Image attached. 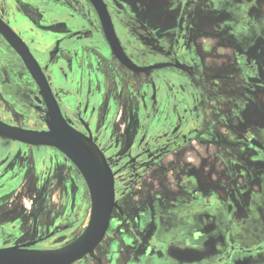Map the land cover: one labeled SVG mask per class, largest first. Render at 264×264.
<instances>
[{
	"label": "flooded vegetation",
	"instance_id": "af4514ba",
	"mask_svg": "<svg viewBox=\"0 0 264 264\" xmlns=\"http://www.w3.org/2000/svg\"><path fill=\"white\" fill-rule=\"evenodd\" d=\"M103 1L122 50L148 70L119 60L90 0H0V122L49 132L55 101L114 174L118 207L106 236L74 264H264V101L257 97L264 88L251 85L264 62V0ZM174 8L168 28L172 20L160 19ZM212 13L218 21L208 20ZM13 39L38 62L49 90L42 93ZM205 40L222 44L207 49V59ZM225 54L231 60L219 61ZM65 165L86 205L67 221L40 212L58 195ZM154 170L177 173L182 192L168 213L157 200L142 208L131 230L123 202ZM91 208L87 183L65 153L0 134V249L63 248L83 233ZM107 245L108 262L98 254Z\"/></svg>",
	"mask_w": 264,
	"mask_h": 264
},
{
	"label": "water",
	"instance_id": "95a60500",
	"mask_svg": "<svg viewBox=\"0 0 264 264\" xmlns=\"http://www.w3.org/2000/svg\"><path fill=\"white\" fill-rule=\"evenodd\" d=\"M90 1L100 15L108 41L119 60L135 72L148 70L133 65L122 50L104 1ZM0 30L6 32L2 26ZM11 42L30 68L42 93L49 90L46 77L35 58L25 46L14 39ZM51 106L49 132L18 129L0 122V134L27 144L54 146L65 153L79 168L87 183L92 203L90 223L77 239L57 250L39 251L29 248L37 242L0 249V264H74L94 253L106 236L114 210L118 207L115 201L114 174L105 155L91 139L73 129L63 119L55 101Z\"/></svg>",
	"mask_w": 264,
	"mask_h": 264
},
{
	"label": "rangeland",
	"instance_id": "374dc122",
	"mask_svg": "<svg viewBox=\"0 0 264 264\" xmlns=\"http://www.w3.org/2000/svg\"><path fill=\"white\" fill-rule=\"evenodd\" d=\"M262 9L264 11V4L262 5ZM208 20L210 22H215L218 21L217 19V15L212 13L211 15H209ZM203 47L205 49L204 53V57L207 59L208 57H211V51H207L211 50L212 47L216 48L217 50L222 48V44L220 45V42H216L215 45L213 46V44L211 43L210 40L204 42ZM264 50V47H262ZM221 57L219 58V61L224 63L226 61H230L232 56H230L229 54H225V55H220ZM208 63V62H206ZM256 64H259V66H257V68L255 70L258 71V75H257V79L255 80H251V85L253 87H256L257 92L260 90H263V86H264V80H262L263 82V86L259 85V80H258V76H259V72L260 73H264L263 69H264V62H259L257 61ZM227 65V64H226ZM232 73V72H231ZM264 77V76H263ZM262 77V78H263ZM240 82H244L241 81ZM239 86L241 87V84L236 83L235 86ZM234 86L232 85V88ZM242 91V89H241ZM259 91V92H260ZM257 97H261V101H264V91L261 93L257 94ZM211 100H215V102H217V97L215 96L214 98H212ZM226 100L231 101L232 99H229L228 97L226 98ZM173 158H170V161H172ZM169 166V164H168ZM171 166V164H170ZM73 172L72 169L70 168L69 165H65L64 166V172H63V180L61 179L60 182V186L59 189L56 188L53 191V194L56 192V190L58 189V195H56V197L54 198V200H49L48 204L46 206H42L40 209V212L44 215H53L54 213L56 214H60L62 215L61 217H63V220L67 221L68 219H70L69 217H71V215H73L74 213H76L79 210V215L83 216L84 215V209L86 208V205H84L83 203V191L80 187H78L77 183L73 180ZM165 175V174H164ZM198 177L201 178L202 176H204L201 173V170L198 169V171L196 172V174L194 175V177ZM211 174H209L208 177H210ZM178 176L177 173L175 174H167L166 177L163 176V172H161L160 170H154L152 172H150L145 180H143V182L139 185L138 189L129 191V195L126 198V200L123 202V207L127 210V212L131 215V218L129 220H127V224L130 225L131 230H135L138 228L137 226V222L135 219H137L136 214H139V212H143L142 208H145L147 210H150L152 207V201H160L161 203V208L165 209V212H169L170 206L169 203L170 201H173V199H176V197L178 196V193L182 192L179 188H178V184L176 183L178 182ZM30 193L31 196H34V191H31ZM26 203L24 201L23 204H29L31 199L30 198H26ZM135 214V215H134ZM243 215V213H242ZM118 214H116L115 218L118 219ZM132 219H134V221H132ZM120 222V231L123 230L124 232L128 231V227L127 224ZM119 229V226H118ZM76 231H72L71 233H69L68 235H66L65 237V242L71 240L72 238L75 237ZM10 241L5 240L4 243H7ZM99 256L102 257L104 259V261L108 262V245L105 247H102L100 252H98ZM167 261V260H166ZM163 261V259L159 262V264H168L169 262ZM92 260L90 258H88L87 260L82 261L79 264H91ZM210 264V263H209Z\"/></svg>",
	"mask_w": 264,
	"mask_h": 264
},
{
	"label": "crops",
	"instance_id": "0c3cea01",
	"mask_svg": "<svg viewBox=\"0 0 264 264\" xmlns=\"http://www.w3.org/2000/svg\"><path fill=\"white\" fill-rule=\"evenodd\" d=\"M147 5L148 6H154V7H157V6H168V4L166 2H162V0H159V2H156L155 0H153V1L147 0ZM178 13H179V9L175 10V8H174L173 14L169 10H166L165 17L162 16V18L160 19V22L162 23L164 21V19H165V23L164 24H166L167 22H170L172 20L171 25H169V27H168V28H172L173 27V21L175 20V18L178 15ZM168 19H170V21H167Z\"/></svg>",
	"mask_w": 264,
	"mask_h": 264
},
{
	"label": "bare ground",
	"instance_id": "6f19581e",
	"mask_svg": "<svg viewBox=\"0 0 264 264\" xmlns=\"http://www.w3.org/2000/svg\"><path fill=\"white\" fill-rule=\"evenodd\" d=\"M17 117H18V116H17ZM82 134H83V133H82ZM89 222H90V215H89V217L85 220L83 226L81 227V231L84 232V230L88 227ZM81 231H79V232H81Z\"/></svg>",
	"mask_w": 264,
	"mask_h": 264
}]
</instances>
